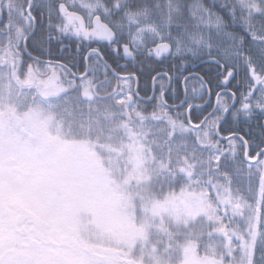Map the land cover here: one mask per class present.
<instances>
[{
	"label": "rangeland",
	"instance_id": "obj_1",
	"mask_svg": "<svg viewBox=\"0 0 264 264\" xmlns=\"http://www.w3.org/2000/svg\"><path fill=\"white\" fill-rule=\"evenodd\" d=\"M193 86L199 99L195 80ZM95 95L64 93L0 69V216H16L25 198L32 206L24 210L36 208L54 240L52 252L40 256L28 247L7 253L0 239V264H227L226 236L239 242L232 229L247 235L249 218L256 231L264 224L257 204L245 208L243 220L233 217L223 202L227 178L208 171L211 149L182 135L171 139L142 108ZM10 157L19 162L5 163ZM51 184L55 195L45 188ZM67 242L73 259L60 255Z\"/></svg>",
	"mask_w": 264,
	"mask_h": 264
},
{
	"label": "snow or ice",
	"instance_id": "obj_2",
	"mask_svg": "<svg viewBox=\"0 0 264 264\" xmlns=\"http://www.w3.org/2000/svg\"><path fill=\"white\" fill-rule=\"evenodd\" d=\"M66 40L77 53L83 48L81 64L51 58L52 43ZM46 53L49 59L43 58ZM121 60L176 66L200 62L214 73V81L190 72L183 77L185 99L174 105L168 102L174 97H166L173 78L157 72L153 95L140 98L131 86L133 74L117 71ZM0 69L10 70L17 80L49 82L86 97L100 84L110 85L119 104L142 108L169 128L171 139L182 135L199 149H211L208 171L227 178L223 202L233 217L243 220L253 203L264 216V0H0ZM190 80L199 84L200 104L187 96ZM193 108L200 112L195 122ZM230 123L246 130L225 127ZM213 192L215 185L205 195ZM252 192L259 195H245ZM223 211L227 216L228 209ZM256 228L249 218L247 235L232 229L238 243L226 236L227 264H264V224Z\"/></svg>",
	"mask_w": 264,
	"mask_h": 264
},
{
	"label": "trees",
	"instance_id": "obj_3",
	"mask_svg": "<svg viewBox=\"0 0 264 264\" xmlns=\"http://www.w3.org/2000/svg\"><path fill=\"white\" fill-rule=\"evenodd\" d=\"M67 46V50L61 51V48ZM76 45L71 43V41H65L64 45L57 44L55 41L50 46V53L51 58H58L62 59L63 61H73L78 65L82 63L83 56L86 54L81 48L80 53L75 51ZM44 59H49L50 57L46 53L43 57ZM109 63L111 64L112 61L109 59ZM199 62H192L187 65H180L176 66L173 63L165 61L163 64L154 63V62H142L136 64H129L126 60L119 61L121 65L120 68H117V71L120 74L129 75L133 74L138 79V86L135 89L139 93L140 98L151 97L154 92V82L153 77L157 76V72L160 73H168L173 79L171 82V91L166 93L167 96H173V99H170L168 102L170 104L178 105L181 100L185 98V90L183 85V77L188 76L189 73L197 72L199 76L203 77L205 81L212 80L214 81V73L205 65L198 64L195 68V64ZM71 66V65H69ZM115 67V65H113ZM78 69H73V71H77ZM179 77L180 79H177ZM189 88V87H188ZM213 92L216 91L214 87V83L212 85ZM175 97H179V99H175ZM188 97L190 98L191 103H202L201 100L194 98V96L189 93ZM205 100H208V97L205 96ZM211 102L215 103V96L213 95L211 98ZM179 111H183V109H178ZM210 111V109H209ZM207 114V113H204ZM191 115L193 117V121L195 122L196 117L200 115V112L193 108ZM225 127H244L246 130V126L242 125H234L228 124ZM224 135H227V132H223Z\"/></svg>",
	"mask_w": 264,
	"mask_h": 264
},
{
	"label": "flooded vegetation",
	"instance_id": "obj_4",
	"mask_svg": "<svg viewBox=\"0 0 264 264\" xmlns=\"http://www.w3.org/2000/svg\"><path fill=\"white\" fill-rule=\"evenodd\" d=\"M192 74L196 75V72ZM106 86V84H101L100 90H104V87ZM168 87L171 89V84L168 85ZM96 89L99 95H103L102 92L100 93L98 88ZM41 91H43V89H41ZM44 91L49 94L47 90ZM93 92L95 93L94 89ZM97 97L99 98V96ZM35 175L38 176V174ZM45 188L49 189V194L55 195V190L53 189L54 186L52 184L46 186ZM24 209H30L25 204V198L23 199V207L18 206V214L16 216H12L6 220L5 217L7 216H0V226L2 227V229H0V239L2 240V242L7 243V253H11L13 255L19 254L22 249L28 247V249L32 250L36 255L47 256L46 253L52 252V250L54 249L52 247L54 240H52V235H49V233L47 232V227H45V230L44 225H42L44 218L35 217L36 208H34L35 211H26ZM25 222H27V224ZM60 245H66L64 249H61L64 250L60 253L61 257L67 259L68 257H71V259H73L74 249L72 247H67L68 242ZM2 246L3 245L0 242V247ZM60 255H58V257ZM69 260L67 262L70 263ZM55 262L57 261L55 260ZM1 264L3 263L1 262Z\"/></svg>",
	"mask_w": 264,
	"mask_h": 264
},
{
	"label": "water",
	"instance_id": "obj_5",
	"mask_svg": "<svg viewBox=\"0 0 264 264\" xmlns=\"http://www.w3.org/2000/svg\"><path fill=\"white\" fill-rule=\"evenodd\" d=\"M9 163H15L16 162V159H11L10 161H8ZM131 264H135L134 262L131 263Z\"/></svg>",
	"mask_w": 264,
	"mask_h": 264
}]
</instances>
